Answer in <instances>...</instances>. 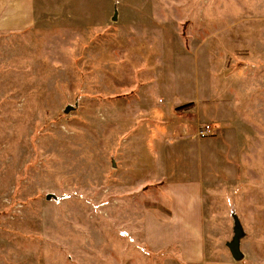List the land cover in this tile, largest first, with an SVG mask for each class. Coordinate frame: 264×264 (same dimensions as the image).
<instances>
[{"label":"rangeland","instance_id":"1","mask_svg":"<svg viewBox=\"0 0 264 264\" xmlns=\"http://www.w3.org/2000/svg\"><path fill=\"white\" fill-rule=\"evenodd\" d=\"M36 9L31 31L0 30V264H140L129 253L143 252L133 212L163 182L131 190L112 163L127 134H146L147 116L117 109L143 101L131 78L148 51L158 76L142 88L153 111L176 101L178 113L211 112L220 126L164 148L170 120L153 115L163 161L168 149L189 154L203 178L207 245L228 255L238 225V264H264V0H37ZM163 32L173 38L158 54L150 43Z\"/></svg>","mask_w":264,"mask_h":264},{"label":"crops","instance_id":"2","mask_svg":"<svg viewBox=\"0 0 264 264\" xmlns=\"http://www.w3.org/2000/svg\"><path fill=\"white\" fill-rule=\"evenodd\" d=\"M36 1L0 0V30L12 33L25 30L31 31L37 21ZM113 16L116 17V15ZM163 35L158 45L154 42L150 43L152 47L153 45L156 48L159 47L157 48L158 54L167 48L165 42L169 40V37L173 38V36H169L166 33ZM167 52L168 50H165L166 54ZM147 53L149 55H139L140 59H138L139 56L132 54L137 56V64L141 66V74L134 72L132 64L129 65L128 63L127 65L132 70L131 74L134 72L131 80L140 82L141 89H137L136 93L141 95L140 97L143 98V101H137L135 104H120L118 109L115 105L111 106V109L120 111L119 115H122L121 111L124 109L129 110L134 108L147 116L140 128L146 132V134L142 135L143 139L139 140L138 136L132 133L127 134L124 148L120 149L116 162L112 163V166L116 167V171L119 170V173H124V179L128 180V184L125 187H129L131 190H138L139 187H144L148 182H163L162 184H157L160 197L150 199L146 208L143 206L142 210L133 212L135 216L137 215L136 221L140 225L139 228L135 229L137 241L143 245L140 246L139 250L143 251L144 254H151L150 259L143 255V252L140 253L139 251H135V249H130L129 253L136 258L139 256L138 262L140 264H238L242 259L236 260L230 255L231 253L228 248L230 241L226 243L228 255L223 257L213 255L217 250L222 254V248L218 247V249H215L207 245L206 238L208 239V236L204 229L203 178H200L197 169L192 170L190 168L189 158L191 155L189 154L183 155L180 153V155H175V151L168 149L165 152L168 157L167 163L163 161L165 157L158 150L159 140L156 138L157 135H162L163 132L158 130L157 123L155 122L156 119L154 120L153 115L166 116L170 120V123L166 125L170 127V137L167 136L168 141L162 144L164 148L166 146H170L171 148L176 140L181 141V138H206L198 137L196 134L198 127L203 124L207 123L211 125L214 130L212 135L220 131V126L217 122L211 123V112L207 114L202 113L201 116L198 114L197 118L187 112L178 113L176 108L173 107V105L177 104L176 101L168 107H163L164 109L162 110L156 109L153 111L152 105L146 96H144L145 91L148 89L145 90L142 87L150 86L157 79L158 72H154L152 61L148 60L149 56L153 58L157 55H150L149 51ZM168 61L166 60V63ZM215 90L217 91V89ZM203 91L204 89H201V94ZM166 112L169 115H166ZM190 120L191 122L197 120L195 126L197 129L195 128V133L192 135L188 134L186 128H184H189ZM177 123H181L183 126L181 135L179 134ZM148 125H150V129ZM175 131L177 134H175ZM173 138H176V140L174 139L173 141ZM131 140L135 142L140 141L142 143L141 147L130 149L129 142ZM134 155L136 162L135 164H130L125 157L131 156L132 158ZM175 157L180 158L176 164L171 162ZM182 158H187V161L182 163ZM168 174L181 178L173 179ZM130 185H133V188ZM159 257L161 258L159 259Z\"/></svg>","mask_w":264,"mask_h":264},{"label":"water","instance_id":"3","mask_svg":"<svg viewBox=\"0 0 264 264\" xmlns=\"http://www.w3.org/2000/svg\"><path fill=\"white\" fill-rule=\"evenodd\" d=\"M48 197V196H47ZM243 233L240 226H236L234 235L231 241L228 243V248L230 250V255L236 260L242 259L243 255L240 251V238L242 237Z\"/></svg>","mask_w":264,"mask_h":264},{"label":"built area","instance_id":"4","mask_svg":"<svg viewBox=\"0 0 264 264\" xmlns=\"http://www.w3.org/2000/svg\"><path fill=\"white\" fill-rule=\"evenodd\" d=\"M213 132H214L213 128L211 127L210 124L207 123L199 126L198 129L196 130V134L198 135V137L211 136Z\"/></svg>","mask_w":264,"mask_h":264}]
</instances>
